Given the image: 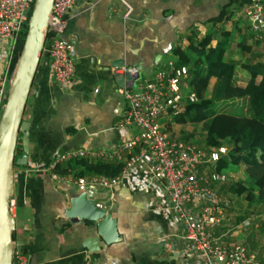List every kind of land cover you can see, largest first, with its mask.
<instances>
[{
	"label": "crops",
	"instance_id": "1",
	"mask_svg": "<svg viewBox=\"0 0 264 264\" xmlns=\"http://www.w3.org/2000/svg\"><path fill=\"white\" fill-rule=\"evenodd\" d=\"M126 1L132 7L129 14L122 0L75 1L64 32L76 49L69 87L52 80L46 42L24 114L30 124L28 163L16 164L14 180L15 241L22 244L31 264H199L183 225L169 206L164 184L139 168L130 169L112 188L89 187L97 202L118 218L122 237L111 245L101 240V249L90 251L83 242L96 231L66 216L76 185L54 179L48 165L57 151H112L137 132L121 125L119 112L126 108V101L119 92L115 68L139 65L143 70L135 83H125L138 87L170 61L177 66L174 49H188L193 38L202 39L213 28L212 19L227 5L232 18L218 23L216 29H234L236 36L247 39L253 52L256 47L257 52L264 51V43L255 38L243 16L248 0ZM190 54L197 57L195 52ZM261 54L264 57L263 53L258 57ZM215 81L211 79L210 91ZM2 112L0 108V120ZM163 123L171 131L180 125L172 116L164 117ZM186 123L179 126L182 133ZM17 152L20 157L25 155L23 132ZM203 171L209 169L205 166ZM226 184H219L221 190ZM225 217L229 219L226 213ZM226 223L216 228V238L236 243L229 242ZM236 236L245 238L240 233ZM258 249L251 252L263 256Z\"/></svg>",
	"mask_w": 264,
	"mask_h": 264
},
{
	"label": "built area",
	"instance_id": "2",
	"mask_svg": "<svg viewBox=\"0 0 264 264\" xmlns=\"http://www.w3.org/2000/svg\"><path fill=\"white\" fill-rule=\"evenodd\" d=\"M76 0H54L49 20L47 47L51 56L50 76L62 87H69L75 71V43L64 37L67 17ZM127 14L132 7L126 0ZM36 0H0V108L3 110L8 97L13 51L16 40L29 22L30 11ZM243 16L255 38L264 43V0H248ZM126 71L136 74L135 68H115L116 77ZM188 68L177 67L173 61L142 80L138 87H121L119 92L126 101V108L119 112L121 125L137 132L123 140L114 150L79 148L57 151L48 165L54 179L64 180L83 189L112 188L130 169L139 168L151 179L165 186L168 203L178 223L185 229V238L196 251L199 264H264L243 243L225 244L216 238L215 230L224 225L225 208L229 201L220 193L219 184L228 181L225 172L216 170L227 146L200 148L195 143L174 137L164 126L163 118L178 115L186 104L196 100L195 93H184ZM187 86V85H186ZM138 151L131 157L126 154ZM84 157L90 161L124 160L122 173L109 177L61 176L53 169L66 160ZM207 167L208 172L203 168ZM10 208L16 216L17 203L12 198ZM13 264H31L22 244L15 241Z\"/></svg>",
	"mask_w": 264,
	"mask_h": 264
},
{
	"label": "trees",
	"instance_id": "3",
	"mask_svg": "<svg viewBox=\"0 0 264 264\" xmlns=\"http://www.w3.org/2000/svg\"><path fill=\"white\" fill-rule=\"evenodd\" d=\"M229 6H225L212 19L213 28L202 39L193 38L188 49H174L177 66L188 68L187 94L195 93L196 100H190L172 120L179 124L202 122L201 133L205 136L206 150L228 147V152L222 154L217 162L216 170L224 172L232 168L244 172L240 179L229 186L232 193L244 195L249 204L264 203V61L252 51L247 39L235 35L234 29H216L218 23L232 18ZM27 31L28 23L16 40L12 74ZM190 52H195L197 57ZM212 78H216V81L210 91ZM245 98L250 104L249 114L239 110L243 107L240 102ZM232 102H238V105L231 110L222 106ZM193 136V133H189L186 138L190 140H184L192 142ZM137 151L134 149L125 157L129 158ZM125 164L124 160L118 159L90 161L77 157L56 164L53 171L75 178L92 175L115 177L122 173Z\"/></svg>",
	"mask_w": 264,
	"mask_h": 264
},
{
	"label": "water",
	"instance_id": "4",
	"mask_svg": "<svg viewBox=\"0 0 264 264\" xmlns=\"http://www.w3.org/2000/svg\"><path fill=\"white\" fill-rule=\"evenodd\" d=\"M54 0H36L28 22V31L21 50L7 101L0 120V264H13L14 231L16 216L10 204L15 193V166L28 163L30 124L24 114L30 97L34 78L41 61L48 37L49 20ZM124 66L123 63H117ZM133 67H129L131 69ZM136 74L126 71L116 77L120 87L127 81L135 83L140 71L135 65ZM23 132L25 155L17 158L16 151L20 133ZM66 216L73 222H80L87 229L96 231V235L87 237L83 242L90 251L101 249L100 241L107 245L122 240L119 220L107 207L100 205L90 189L75 186V192L66 210ZM212 264H217L213 261Z\"/></svg>",
	"mask_w": 264,
	"mask_h": 264
},
{
	"label": "rangeland",
	"instance_id": "5",
	"mask_svg": "<svg viewBox=\"0 0 264 264\" xmlns=\"http://www.w3.org/2000/svg\"><path fill=\"white\" fill-rule=\"evenodd\" d=\"M261 48V47H260ZM254 53H263L264 51L261 48L259 52H257L258 47L255 48ZM262 56V54H261ZM260 56V59H264V57ZM11 84L8 85V91L10 90ZM184 93H187L186 89H183ZM238 102H232L228 104L224 109L231 110ZM242 104L241 112H245L244 114L250 113V104L247 100V98L243 99V101L240 102ZM181 125V124H180ZM179 125V126H180ZM186 128L183 129V133L181 132V129L179 126L177 128H172V131L170 129L169 132L174 137H180L183 140L189 138H186L189 133H193L194 136L191 138L193 140L192 143H195L200 148H205V136L201 133L202 129V123H191L188 122L185 124ZM186 140V141H187ZM229 145V144H228ZM230 146V145H229ZM19 154L16 151V157L18 158ZM228 175V181H226V188L221 190L220 185L218 186L220 189V193L223 197H225L229 201V206L225 208V213L227 214V217H225L227 223L226 227L230 228V232L228 236L230 235L229 242H236L240 243L242 242L244 245L247 246L249 251L260 250L261 255L264 254V203H253L249 204V202L245 199V196H239L232 193V191L229 189V186L231 183L237 181L240 179L243 175L242 170H235L232 168L229 170L224 171ZM241 225V226H240ZM243 234L245 238L244 240L238 239L237 234ZM255 244V246L253 245ZM226 244V243H225ZM252 249V250H251ZM260 260L264 263V255L259 257Z\"/></svg>",
	"mask_w": 264,
	"mask_h": 264
}]
</instances>
